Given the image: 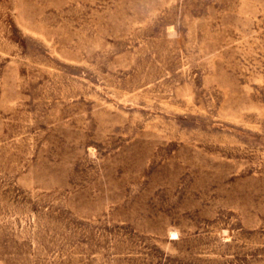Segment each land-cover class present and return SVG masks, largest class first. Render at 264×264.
<instances>
[{"label": "rangeland", "instance_id": "1", "mask_svg": "<svg viewBox=\"0 0 264 264\" xmlns=\"http://www.w3.org/2000/svg\"><path fill=\"white\" fill-rule=\"evenodd\" d=\"M0 264H264V0H0Z\"/></svg>", "mask_w": 264, "mask_h": 264}]
</instances>
